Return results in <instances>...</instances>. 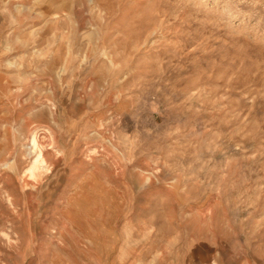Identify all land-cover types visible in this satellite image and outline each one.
<instances>
[{
	"label": "rangeland",
	"instance_id": "rangeland-1",
	"mask_svg": "<svg viewBox=\"0 0 264 264\" xmlns=\"http://www.w3.org/2000/svg\"><path fill=\"white\" fill-rule=\"evenodd\" d=\"M0 264H264V0H0Z\"/></svg>",
	"mask_w": 264,
	"mask_h": 264
},
{
	"label": "bare ground",
	"instance_id": "bare-ground-1",
	"mask_svg": "<svg viewBox=\"0 0 264 264\" xmlns=\"http://www.w3.org/2000/svg\"><path fill=\"white\" fill-rule=\"evenodd\" d=\"M33 148L35 150H37L39 148V145H38V141H37V138H34L33 139ZM44 163V160H43V157L41 156V154L36 158V160L34 161L31 169H30V173H32L33 171L39 169Z\"/></svg>",
	"mask_w": 264,
	"mask_h": 264
}]
</instances>
